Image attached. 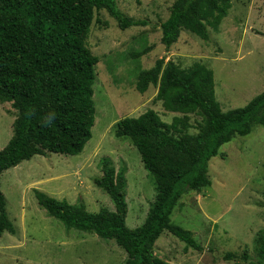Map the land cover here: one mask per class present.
<instances>
[{
    "label": "rangeland",
    "instance_id": "374dc122",
    "mask_svg": "<svg viewBox=\"0 0 264 264\" xmlns=\"http://www.w3.org/2000/svg\"><path fill=\"white\" fill-rule=\"evenodd\" d=\"M175 0H117L129 18L145 24L123 29L105 8H95L87 44L99 62L95 67L92 137L77 155L49 152L35 155L0 175L7 211L17 232L0 235V264H123L126 251L115 240L67 228L40 206L39 189L89 211L114 210L112 198L96 184L104 161L126 175L127 225L140 226L155 200L152 174L145 168L130 137H117L116 124L125 117L156 110L171 123L186 117L188 133L196 134L204 114L200 109L175 112L157 85L141 93L136 81L156 60H174L182 68L202 62L214 72L217 100L223 110L245 106L264 90V0H232L219 30L209 28L205 40L183 29L167 48L161 24ZM94 108L96 112L94 114ZM18 115L12 102L0 100V150L14 134ZM212 185L190 191L177 203L171 222L189 230L202 245L195 249L169 231L155 244L154 254L177 264H249L255 258L254 239L264 228V125L237 135L220 147L209 162ZM228 253L236 257L228 258Z\"/></svg>",
    "mask_w": 264,
    "mask_h": 264
},
{
    "label": "trees",
    "instance_id": "16d2710c",
    "mask_svg": "<svg viewBox=\"0 0 264 264\" xmlns=\"http://www.w3.org/2000/svg\"><path fill=\"white\" fill-rule=\"evenodd\" d=\"M231 7L232 0H175L161 24L162 43L171 47L183 29L209 39V28L218 31ZM95 8H105L123 29L145 24L127 17L117 0H0V100L12 102L18 110L14 134L0 150V175L35 155L80 154L91 139L99 57L87 37ZM161 74L160 96L166 97L167 109H200L204 121L196 134L178 128L188 127L186 117L169 123L154 109L117 122L115 135L132 139L155 181V200L140 226L127 225L125 171H117L108 160L96 184L112 198L114 210L89 211L83 203L35 190L40 206L67 228L115 240L127 253L123 264H177L154 254L156 241L166 230L202 249L189 230L171 222V214L184 195L212 185L209 162L223 144L264 125V90L245 106L225 111L216 97L211 68L202 62L182 68L164 58L139 72L137 90L144 93L157 85ZM5 231L15 234L17 228L0 187V235ZM254 251L255 258L248 253L242 258L264 264V228L254 239Z\"/></svg>",
    "mask_w": 264,
    "mask_h": 264
}]
</instances>
